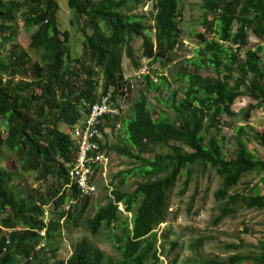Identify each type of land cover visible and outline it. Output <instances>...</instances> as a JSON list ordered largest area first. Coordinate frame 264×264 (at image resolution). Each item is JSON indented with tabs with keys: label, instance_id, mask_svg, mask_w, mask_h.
Returning <instances> with one entry per match:
<instances>
[{
	"label": "trees",
	"instance_id": "1",
	"mask_svg": "<svg viewBox=\"0 0 264 264\" xmlns=\"http://www.w3.org/2000/svg\"><path fill=\"white\" fill-rule=\"evenodd\" d=\"M59 1L0 0V264H22L23 256V264H159L156 230L168 220L171 193L180 178L185 176V193L197 165L215 170L222 181L215 192L213 226L243 209H264L258 186L251 195L235 192L246 176L264 172V159L247 143L253 139L264 148V132L248 126L247 134L246 127H238L232 157L213 135L220 132L224 115H233L232 106L244 96L243 89L257 102L248 106L246 118L257 108L264 111V46L249 48L250 35L264 40V0H204V30L196 34L199 48L175 78L184 96L175 105L176 94L168 101L175 119L155 118L149 106L145 91H160L168 83L166 76L156 73L159 84L150 75L139 80L144 91L132 103V117L123 122V144L112 143L106 132L116 130L120 117L107 115L101 126L100 146L108 156L116 153L142 162L122 172L118 186L113 180L107 206L87 221L92 236L105 227L111 230L120 259L109 261L88 239L76 243L67 259L58 258V236L65 226H80L93 195L85 194L71 177L79 157L73 133L103 96L111 94L117 101L126 88L130 96L124 56L134 68L140 67L141 59L164 67L172 61L181 42L182 0H64L74 15L71 25L82 33L81 52L72 47L71 33L60 28ZM150 2L154 41L145 34L146 14L135 12ZM20 22L29 31L28 51L17 43ZM135 39L142 42L139 58L133 50ZM203 69H212L216 77L202 75ZM13 159L19 169L1 165ZM23 172L35 174L39 185L26 184ZM134 175L141 181L133 192H123ZM204 243L199 239L192 250L198 252ZM257 249L255 256L236 254L205 264H264V243Z\"/></svg>",
	"mask_w": 264,
	"mask_h": 264
},
{
	"label": "rangeland",
	"instance_id": "2",
	"mask_svg": "<svg viewBox=\"0 0 264 264\" xmlns=\"http://www.w3.org/2000/svg\"><path fill=\"white\" fill-rule=\"evenodd\" d=\"M151 1V0H150ZM204 0H182L180 4L181 16L179 18V28L181 30V42L178 45L172 61L167 63L166 67L162 64L150 65L147 59H141L140 67L134 68L131 61L123 57V75L134 77L135 73L148 66V75L159 84V77L166 76L168 83H164L160 91L148 92L145 91L149 99V106L152 107L155 118L163 116L169 120L175 119L173 108L168 106L169 97L176 94L173 104H177L183 98L182 85L175 82L177 72L186 64V60L194 57V51L199 48L200 40L196 34L204 30L202 25V3ZM62 10L59 12V23L62 31L68 30L71 33L72 47L81 52L82 33L71 25V20L74 18L73 12L65 4L64 0L59 1ZM148 10V11H147ZM147 11V12H146ZM139 14H146V24L149 28L145 34L151 40H155L153 30V15L151 2L144 9L136 10ZM29 31L25 29L22 22L19 23V31L17 43L21 49L28 51ZM258 45L264 46V40H261L254 35H250V49H256ZM7 49L10 47L7 46ZM133 50L136 57H141L142 42L140 39H135L133 42ZM244 54V51L241 52ZM33 58H39L37 53H30ZM191 68V67H190ZM262 68L264 70V54H262ZM192 69V68H191ZM156 73L159 77H157ZM202 75L216 77L212 69L201 70ZM130 100L128 101V110L121 116L117 128L107 129V134L111 135L112 143L123 144L125 133L123 131V122L125 119L132 117V103L135 101L140 92L144 91V84L141 81L132 79ZM244 96L238 98L232 106L233 115H224L222 119V127L219 133H213L220 139L224 145V151L227 156L232 157L236 144V130L238 127H246L247 134L248 126L255 131L264 132V111L255 109L250 113L249 118H246L249 105H256L257 102L246 94V89L242 90ZM99 91H97V94ZM1 124V121H0ZM249 136V135H247ZM251 151L259 158L264 159V148L253 139L247 141ZM110 161L106 168L101 169L96 174L95 183L97 192L91 196L89 209L85 217L81 220L80 226L76 227L73 224L65 226L63 231L58 236V244L61 247L58 258L67 259L73 250V246L83 239H88L96 246L100 247L106 254L109 261L115 262L120 259V253L117 250L111 230L105 227L99 235L92 236L87 228V221L99 208H105L109 197H112L114 182L117 186L122 180V172L133 170L140 167L142 162L122 157L116 153L109 154ZM16 160L13 159L12 164L7 161L1 162L3 167H13L19 169L16 165ZM191 175L189 187L184 190L185 176H182L171 193L168 210V220L160 225L156 230L158 234V249L160 251L159 264H172L177 261L178 264H205L211 260H226L230 256L243 254L247 256H255L258 254V246L264 243V209H243L233 219H227L219 226L212 225V220L216 215L215 209L217 203L215 201V192L221 186V178L216 171L207 168L205 171L200 165L195 166ZM24 173V172H23ZM29 185L37 187L39 185L38 177L33 173H24ZM141 181V178L132 176L126 184L121 188L123 192H133L136 185ZM28 186V185H27ZM259 187L261 195H264V172H254L246 176L240 185L235 189V192L251 195L253 188ZM121 212L131 219L132 214H127L125 206L120 204ZM49 211V207L46 208ZM49 220V219H48ZM163 235H165L164 238ZM199 239L204 240L203 247L198 251L192 250V245ZM173 245H176L173 247ZM229 245L239 246L238 251L228 249ZM38 253L42 255V251L38 248ZM22 264L26 261L25 257H21ZM148 264H154L150 261Z\"/></svg>",
	"mask_w": 264,
	"mask_h": 264
},
{
	"label": "built area",
	"instance_id": "3",
	"mask_svg": "<svg viewBox=\"0 0 264 264\" xmlns=\"http://www.w3.org/2000/svg\"><path fill=\"white\" fill-rule=\"evenodd\" d=\"M148 74V66H144L135 73L134 78L141 80ZM128 77L125 81H128ZM124 95L117 101H113L112 95L103 96L99 103L90 107L88 117L82 127L77 128L73 135L79 144V157L71 171L72 179L76 180L79 187L85 194H94L97 191L95 177L101 169L106 168L110 157L106 151L101 149L100 143L103 141L101 126L105 121V116L121 117L128 110L129 92L126 88Z\"/></svg>",
	"mask_w": 264,
	"mask_h": 264
},
{
	"label": "clouds",
	"instance_id": "4",
	"mask_svg": "<svg viewBox=\"0 0 264 264\" xmlns=\"http://www.w3.org/2000/svg\"><path fill=\"white\" fill-rule=\"evenodd\" d=\"M147 11H148V10H147ZM147 11H146V12H147ZM140 70H141V69H140ZM147 75H148V74H147ZM144 76H145V75H144ZM126 77L129 78V76H124V80H125ZM133 78H134V77L129 78L128 81H125V82H131ZM141 80H142V79H141ZM138 81H139V80H138ZM120 118H121V117H120ZM103 136H104V135H103ZM95 178H96V177H95ZM96 192H97V191H96Z\"/></svg>",
	"mask_w": 264,
	"mask_h": 264
}]
</instances>
